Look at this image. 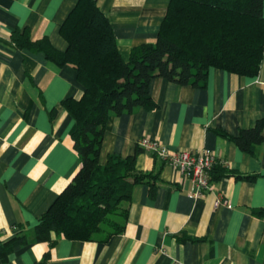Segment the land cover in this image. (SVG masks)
<instances>
[{
  "label": "crops",
  "instance_id": "0c3cea01",
  "mask_svg": "<svg viewBox=\"0 0 264 264\" xmlns=\"http://www.w3.org/2000/svg\"><path fill=\"white\" fill-rule=\"evenodd\" d=\"M78 0H0V244L25 234L29 244L0 264H264V145L255 155L216 132L237 136L264 117V59L256 78L211 69L203 89L163 78L152 81L157 107L109 118L100 163L110 155L137 154L136 169L159 175L154 198L149 187L134 188L122 204L121 233L102 226L90 242L35 240V227L81 168L72 135L77 124L63 107L85 88L72 66L58 67L44 53L20 48L17 31L33 41L47 39L65 51L60 29ZM110 19L122 58L155 43L171 0H97ZM170 151H208L229 170L256 175L253 181L224 178L201 197L191 182L154 153L138 152L144 138ZM226 198L229 205L216 206Z\"/></svg>",
  "mask_w": 264,
  "mask_h": 264
},
{
  "label": "trees",
  "instance_id": "16d2710c",
  "mask_svg": "<svg viewBox=\"0 0 264 264\" xmlns=\"http://www.w3.org/2000/svg\"><path fill=\"white\" fill-rule=\"evenodd\" d=\"M60 33L68 44L63 52L47 39L33 41L27 29L13 34L18 47L44 53L58 67L72 66L85 88L80 100L63 102L77 124L72 140L81 168L39 220L35 227L38 243L53 241L52 234L90 242L105 224L113 228L108 237L121 233L122 224L110 216L126 217L122 204L131 201L134 188L148 186L154 198L159 175L139 172L137 154L110 155L106 165L100 163L109 118L155 109L150 86L157 78L203 89L213 68L258 77L264 59V0H171L156 42L134 48L128 62L97 0H78ZM216 133L244 153L255 155L264 145V117L237 136ZM224 178L253 181L257 176L216 165L211 181ZM253 212L264 216V208ZM28 244L27 236L18 234L0 244V257L6 262L10 254ZM48 259L45 256L38 264H47Z\"/></svg>",
  "mask_w": 264,
  "mask_h": 264
},
{
  "label": "built area",
  "instance_id": "2783aa9c",
  "mask_svg": "<svg viewBox=\"0 0 264 264\" xmlns=\"http://www.w3.org/2000/svg\"><path fill=\"white\" fill-rule=\"evenodd\" d=\"M1 33L2 26L0 24V36ZM138 146L143 151L156 154L187 178L192 184L189 194L195 197H201L212 190V170L218 164L225 166L224 162L219 161L214 154L208 151L194 152L180 150L172 152L158 141L147 137L142 138ZM220 205L227 206L229 205V201L226 198H221L216 201V206Z\"/></svg>",
  "mask_w": 264,
  "mask_h": 264
}]
</instances>
